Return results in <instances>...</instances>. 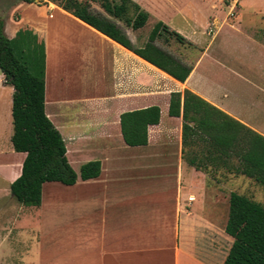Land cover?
<instances>
[{
    "label": "crops",
    "instance_id": "1",
    "mask_svg": "<svg viewBox=\"0 0 264 264\" xmlns=\"http://www.w3.org/2000/svg\"><path fill=\"white\" fill-rule=\"evenodd\" d=\"M131 1L148 12V19L154 18L153 25L162 21L187 43L197 44L204 35L217 40L220 18L219 26L243 32L264 45L263 39L257 40L252 34L256 27L240 25V10L246 0ZM32 3L14 0L0 9L5 35L13 38L18 31L29 32L43 43L45 113L65 142L66 157L71 154L79 161V168L98 160L100 174L87 180L78 176L72 185L43 183L39 206H25L15 200L10 184L21 173L25 152H17L12 146L14 88L0 72V251L6 248L5 252H10L7 256H11L1 259V264L17 262L14 255L19 245L10 236H20L19 229L34 240L28 253L19 256L21 264H222L233 242L225 231L229 196H224V188L233 179L223 176L210 180L209 173L223 171L191 165L188 147L184 148L186 157L183 154L182 118L168 114L170 93L189 89L264 135L263 129L215 100L200 83L201 74L196 71L208 57L213 39L194 60L172 54L191 67L189 76L180 82L48 1L45 9H49V18L55 10L67 23L81 29L80 35L66 39L67 47L57 54L58 47H54L45 24L28 20L21 13ZM186 9L189 14L184 17L181 14L185 15ZM178 16L183 23L174 21ZM114 21L134 45L147 41L148 37L142 41L137 34L142 27L134 30L118 19ZM199 21L204 25L209 21L213 31L208 32V25L202 29ZM154 43L159 46L156 40ZM65 58L75 60L79 74L71 77L72 72L63 70ZM154 105L160 109V119L148 126L147 144L127 145L120 129L121 113ZM58 197L67 206L61 212L60 228L53 231L58 232L61 243L46 244L43 259H36L35 246L41 235H50L51 228L44 226L51 214L48 211L58 205Z\"/></svg>",
    "mask_w": 264,
    "mask_h": 264
},
{
    "label": "trees",
    "instance_id": "2",
    "mask_svg": "<svg viewBox=\"0 0 264 264\" xmlns=\"http://www.w3.org/2000/svg\"><path fill=\"white\" fill-rule=\"evenodd\" d=\"M34 2L35 0H22ZM141 58L183 82L191 67L182 63L154 41L164 37L179 43L186 39L162 21L151 28L147 41L135 46L113 18L132 29L148 20V12L131 0H101L107 15L94 11L81 0H47ZM44 45L29 32L18 31L13 38L4 32L0 15V72L14 88L12 95L11 142L17 152H25L20 175L10 184L17 202L39 206L42 185L58 181L66 185L100 174V162L88 161L77 173L66 157L65 142L47 117L44 108ZM168 114L182 118L183 154L196 168L211 166L213 171L244 176L264 188V135L242 123L201 96L184 89L170 93ZM160 119L158 106L126 111L120 115V129L129 146L147 144V128ZM225 231L233 242L222 264H264V205L244 194H229Z\"/></svg>",
    "mask_w": 264,
    "mask_h": 264
},
{
    "label": "rangeland",
    "instance_id": "3",
    "mask_svg": "<svg viewBox=\"0 0 264 264\" xmlns=\"http://www.w3.org/2000/svg\"><path fill=\"white\" fill-rule=\"evenodd\" d=\"M13 1L14 0H0V9H3L8 3ZM81 1L88 2L94 11L107 15L101 6V0ZM46 5H48L47 0H35L31 7H23L21 13L23 17L28 20L37 21L42 25L45 24L46 31L50 32L51 40L54 41V47H58L57 54L58 51L61 54L63 48L67 47L66 39H71L72 37L80 35L81 29L73 26L72 23H67V20H65L63 15L55 10L52 12V17L49 18V9H45ZM51 7L53 9L55 8L53 5ZM258 9L261 11H258ZM240 11L242 15L240 25L242 27H256V29L252 31V34L257 37V40H264V0H246V4L242 6ZM184 12H186L185 15L181 14L184 17L189 14L187 9ZM1 13L2 12H0V14ZM191 14L193 15L194 13ZM208 14L210 15L211 13ZM173 19L176 22L183 23L181 16ZM217 20L218 22L216 23V26L219 35L217 40L216 38L213 39L212 35H204V39L201 36L199 37L200 39H203V41H200L197 44L179 43L174 38L166 40L164 37L157 38L156 42L164 50L179 58L189 57L190 60H194L199 54H201L205 45L209 43V40L213 39L211 42L212 49L209 51V54H207L209 58L205 57L196 71L198 75L201 74L200 83L215 98V100L221 102L232 112L242 116L250 124L264 130V45L260 42L255 43L243 32H237L235 29H228L226 26H219L220 18H217ZM153 21V17L149 18L145 25L137 31V34L140 35L142 41L147 39L150 32L149 27L153 25ZM231 21L232 19H228V22L231 23ZM199 22L197 24H199ZM208 22L205 25L203 21L200 22L202 29L210 24V22ZM135 45L138 46L139 43ZM210 57L218 63L211 60ZM74 62L75 60L67 61V58H65L63 64L64 71L72 72L71 77L80 73L79 68ZM58 67L59 70H61V65ZM82 71L85 70L82 68ZM89 75L90 73L88 71V76L87 78H84L83 81L84 89L87 86L86 81H88ZM71 80H73V78ZM102 88L103 86H101L100 90ZM69 143L70 141H66V144ZM67 158L73 169H76L78 172L79 161L73 159L71 154H68ZM223 176L227 179H233L228 182L226 188H224V196L228 197L231 191H236L264 205V188L253 182L251 179L244 176H231L230 174L217 171L208 174L210 180L223 179ZM58 196L60 195L58 194ZM58 199V205L53 209L51 208L50 211H48V213L51 214L46 217L48 225L44 226V228H51V231H49L50 235H41L39 241L38 238H35L36 241H38L35 246V249L37 247L35 252L36 259H43L42 250L46 244L61 243L58 232L53 231L60 228L61 212H64V210H66L65 207L67 208V206L66 204H63L60 197H58ZM61 206L64 207V209H62ZM45 213L47 212L45 211ZM36 222V226L38 227V221ZM43 224L45 223L43 222L42 225ZM19 230L21 231L20 236H10V239L14 240L17 243L16 245H19V251H16L17 257L14 255V259L17 262L12 261L14 264L22 263L18 261L19 256L23 258V255L28 253L27 249L31 247V240H33L32 237L24 235L23 229ZM5 249L6 248H4L3 251H0V264L1 259L3 261L6 260L7 257H11L10 255L7 256L10 252H5ZM2 264H7V262L4 261Z\"/></svg>",
    "mask_w": 264,
    "mask_h": 264
},
{
    "label": "built area",
    "instance_id": "4",
    "mask_svg": "<svg viewBox=\"0 0 264 264\" xmlns=\"http://www.w3.org/2000/svg\"><path fill=\"white\" fill-rule=\"evenodd\" d=\"M213 31V29H212V27H211V23L208 25V32H212Z\"/></svg>",
    "mask_w": 264,
    "mask_h": 264
}]
</instances>
